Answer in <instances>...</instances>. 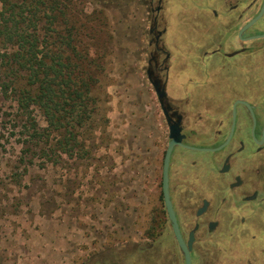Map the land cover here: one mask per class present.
<instances>
[{
    "label": "flooded vegetation",
    "instance_id": "flooded-vegetation-1",
    "mask_svg": "<svg viewBox=\"0 0 264 264\" xmlns=\"http://www.w3.org/2000/svg\"><path fill=\"white\" fill-rule=\"evenodd\" d=\"M145 3L155 108L112 176L110 224L124 236L77 264H264V0Z\"/></svg>",
    "mask_w": 264,
    "mask_h": 264
},
{
    "label": "rangeland",
    "instance_id": "rangeland-1",
    "mask_svg": "<svg viewBox=\"0 0 264 264\" xmlns=\"http://www.w3.org/2000/svg\"><path fill=\"white\" fill-rule=\"evenodd\" d=\"M58 1L65 18L48 12L57 14L50 26L70 30L76 62L90 76L89 123L74 129L71 153L58 156L50 151L56 132L27 137L31 129L16 100L23 75L5 66L3 54L14 47L0 38V264H77L96 242L117 246L124 235L110 224L112 176L122 178L128 130L155 108L142 71L145 0ZM31 108L42 131L44 117Z\"/></svg>",
    "mask_w": 264,
    "mask_h": 264
},
{
    "label": "trees",
    "instance_id": "trees-1",
    "mask_svg": "<svg viewBox=\"0 0 264 264\" xmlns=\"http://www.w3.org/2000/svg\"><path fill=\"white\" fill-rule=\"evenodd\" d=\"M0 2V38L14 47L12 52L3 54L6 55L5 66L23 75L16 100L31 129L27 137L47 138L46 131L56 132L58 137L50 151L56 156L59 155L56 152L71 153L78 143L74 129L89 123L87 107L91 83L85 68H80L76 62L79 53L74 51L70 30L61 34L50 26L57 14L49 15L48 12L56 10L65 18L58 9L59 1ZM62 20V24L67 22ZM37 21L41 23V33L36 29ZM31 106H35L44 117L46 126L42 131H37L34 118H31Z\"/></svg>",
    "mask_w": 264,
    "mask_h": 264
},
{
    "label": "water",
    "instance_id": "water-1",
    "mask_svg": "<svg viewBox=\"0 0 264 264\" xmlns=\"http://www.w3.org/2000/svg\"><path fill=\"white\" fill-rule=\"evenodd\" d=\"M264 6V5H263ZM263 6L261 9H263ZM262 11V10H261ZM154 92H155V95H156V98L158 99V101H160L161 97H162V92H160L155 86H154ZM170 135H173V133L171 132ZM173 142H169L168 144V147H167V150H166V156H165V160H164V166H163V188H164V193H166V183H165V173H166V163H167V155H168V152L172 146ZM166 195V194H165ZM175 229V228H174ZM182 246V245H181ZM183 247V246H182ZM185 259H186V263L188 262V257H187V254L185 252Z\"/></svg>",
    "mask_w": 264,
    "mask_h": 264
}]
</instances>
